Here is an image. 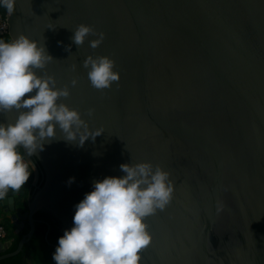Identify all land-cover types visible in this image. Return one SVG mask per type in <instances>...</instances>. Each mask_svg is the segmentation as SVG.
<instances>
[{
    "label": "water",
    "instance_id": "95a60500",
    "mask_svg": "<svg viewBox=\"0 0 264 264\" xmlns=\"http://www.w3.org/2000/svg\"><path fill=\"white\" fill-rule=\"evenodd\" d=\"M8 24L11 39L44 44L54 59L38 74L68 85L63 102L104 133L83 146L58 133L42 151L25 153L36 193L12 220L17 234L26 222L30 232L0 261L30 241L37 212L64 234L95 181L123 177L121 164L151 162L175 191L165 210L146 218L153 239L141 264H264V0H16ZM80 24L106 34L98 48L89 46L97 36L73 43ZM89 55L113 59L119 82L93 88L83 68ZM15 117L0 113V123ZM3 203L16 210L13 197Z\"/></svg>",
    "mask_w": 264,
    "mask_h": 264
},
{
    "label": "clouds",
    "instance_id": "9594fccd",
    "mask_svg": "<svg viewBox=\"0 0 264 264\" xmlns=\"http://www.w3.org/2000/svg\"><path fill=\"white\" fill-rule=\"evenodd\" d=\"M15 6L16 0H0V8L8 14L14 13ZM73 32L71 39L77 46L97 36L89 42L92 49L106 35L87 24ZM53 59L44 44L26 35L11 41L0 39V113L16 112L14 121L0 123V199L29 181V165L34 166L24 153L29 157L42 151L45 142L58 133L67 141L78 140L80 146L104 133L93 131L78 109L63 102L71 95L68 85L58 87L54 76L38 74ZM83 68L97 90L119 82L115 61L108 56L89 55ZM78 83V79L71 81L72 87ZM94 111L89 109L88 115ZM120 169L126 175L95 181L94 190L75 206L74 226L64 231L52 254L55 264H141V252L153 239L146 218L167 208L175 187L170 174L151 162L121 164ZM73 181L70 178L69 184ZM224 208L218 200L217 212Z\"/></svg>",
    "mask_w": 264,
    "mask_h": 264
},
{
    "label": "trees",
    "instance_id": "16d2710c",
    "mask_svg": "<svg viewBox=\"0 0 264 264\" xmlns=\"http://www.w3.org/2000/svg\"><path fill=\"white\" fill-rule=\"evenodd\" d=\"M0 11L6 13L3 8H0ZM20 150L23 152V149ZM29 171L32 174L27 184L18 192L12 191L10 194L15 198V204L19 207L22 214L28 212L29 203L36 193V188L33 185L35 181L34 173L31 169ZM38 185L42 187L43 182L40 181ZM34 219L36 220L35 232L30 241L24 245L18 255L1 260L0 264H55L52 260V254L58 246V239L63 235L61 224L46 211L37 212ZM5 227L8 231V238L13 241L6 253H0V257L15 252L22 238L30 232L28 222H26V226L19 234L15 233V226L11 222Z\"/></svg>",
    "mask_w": 264,
    "mask_h": 264
},
{
    "label": "crops",
    "instance_id": "0c3cea01",
    "mask_svg": "<svg viewBox=\"0 0 264 264\" xmlns=\"http://www.w3.org/2000/svg\"><path fill=\"white\" fill-rule=\"evenodd\" d=\"M31 168H29V170H30ZM32 170V169H31ZM34 173V172H33ZM11 190L9 191V193H8V195L4 198V199H6V198H9V197H13L12 195H10L11 194ZM15 197H17L16 195H15ZM14 198V197H13ZM4 199H1L0 200V225H2V226H4L5 227V225H7L8 224V222L10 221L13 225H14V223H15V221L14 220H12V216L14 215V214H16V213H20V214H22V212H21V210L19 209V207L15 204V198H14V205H15V207H16V210L14 211V212H12L11 210H10V208L9 207H7V206H5L4 205V203H3V201H4ZM7 221V222H6ZM15 226V225H14ZM6 228V227H5ZM7 229V228H6ZM23 230V229H22ZM17 227L15 226V233L17 234ZM8 232V231H7ZM12 239H9L8 241H5L4 243H2V244H5L6 245V247H7V249L11 246V244H12Z\"/></svg>",
    "mask_w": 264,
    "mask_h": 264
},
{
    "label": "built area",
    "instance_id": "2783aa9c",
    "mask_svg": "<svg viewBox=\"0 0 264 264\" xmlns=\"http://www.w3.org/2000/svg\"><path fill=\"white\" fill-rule=\"evenodd\" d=\"M11 14L3 13L0 11V39L5 41H11L10 37V25L8 24V20ZM8 232L7 229L0 225V244L8 241Z\"/></svg>",
    "mask_w": 264,
    "mask_h": 264
},
{
    "label": "flooded vegetation",
    "instance_id": "af4514ba",
    "mask_svg": "<svg viewBox=\"0 0 264 264\" xmlns=\"http://www.w3.org/2000/svg\"><path fill=\"white\" fill-rule=\"evenodd\" d=\"M33 160H34V162L37 164V167L40 169V171H41V173H42L43 170H42V168H41L39 162H38L35 158H34ZM29 168H31L33 172L35 171L34 168L31 167V164L29 165ZM42 175H43V177H40L39 182H40V181L43 182V181L45 180V179H44V174H43V173H42ZM34 177H35V175H34ZM38 184H39V183H38ZM43 184H44V182H43ZM38 186H39V185H38ZM35 188H36V187H35ZM227 246H230L231 249H234V250L231 251V252H234V251L236 252V250L238 249V248L234 247L232 244H230V242L227 243ZM225 262H227V260H225ZM218 264H221V263H218Z\"/></svg>",
    "mask_w": 264,
    "mask_h": 264
},
{
    "label": "rangeland",
    "instance_id": "374dc122",
    "mask_svg": "<svg viewBox=\"0 0 264 264\" xmlns=\"http://www.w3.org/2000/svg\"><path fill=\"white\" fill-rule=\"evenodd\" d=\"M7 222V221H6ZM10 223V221L8 222V224ZM9 226V225H8Z\"/></svg>",
    "mask_w": 264,
    "mask_h": 264
}]
</instances>
